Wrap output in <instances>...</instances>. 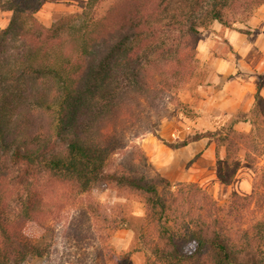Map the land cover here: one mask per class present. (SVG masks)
<instances>
[{
  "label": "trees",
  "instance_id": "obj_1",
  "mask_svg": "<svg viewBox=\"0 0 264 264\" xmlns=\"http://www.w3.org/2000/svg\"><path fill=\"white\" fill-rule=\"evenodd\" d=\"M42 6L0 0L11 12L0 28V264L49 254L34 241L54 214L48 189L66 188L77 199L101 183L143 200L140 241L151 264H264V220L244 221L253 196L234 193L223 207L196 183L174 188L150 172L144 152L128 151L125 139L161 110L162 95L192 79L202 33L215 24L245 32L237 24L249 22L264 0H87L80 13L50 27L37 17ZM260 90L242 120L167 146L206 138L224 147L219 178L230 184L241 146L254 141L235 125L258 126ZM158 126L148 123L145 132L157 136ZM262 181L264 189V173Z\"/></svg>",
  "mask_w": 264,
  "mask_h": 264
},
{
  "label": "rangeland",
  "instance_id": "obj_2",
  "mask_svg": "<svg viewBox=\"0 0 264 264\" xmlns=\"http://www.w3.org/2000/svg\"><path fill=\"white\" fill-rule=\"evenodd\" d=\"M86 3L54 23L80 13ZM260 9L246 24H237L245 32L220 24L204 31L197 45L192 79L172 94L162 95L161 110L151 113L152 119L143 117V123L130 128L125 136L128 151L144 152L150 172L167 178L174 188L179 183H196L223 207L231 203L234 193L253 196L256 205L247 212L246 224L254 217L264 220V115L256 121L258 126L250 122L235 125L240 132L252 133L254 141L241 146L240 167L236 173L228 172L233 177L230 184L219 178L220 161L226 155L224 147L218 148L206 138L178 149L167 145L180 143L189 135L221 129L233 119L249 115L259 85L264 86V11L259 14ZM10 18L11 12H1L0 27H7ZM180 102L195 113L193 119L179 110ZM156 121L157 136L145 132L144 125ZM113 159L120 163L123 155ZM66 190L60 186L48 189L54 214L46 231L40 230L34 241L47 246L49 254L33 259L31 264L152 263L140 241L146 210L139 196L105 183L77 199L69 198Z\"/></svg>",
  "mask_w": 264,
  "mask_h": 264
},
{
  "label": "crops",
  "instance_id": "obj_3",
  "mask_svg": "<svg viewBox=\"0 0 264 264\" xmlns=\"http://www.w3.org/2000/svg\"><path fill=\"white\" fill-rule=\"evenodd\" d=\"M86 2L87 0H43V6L38 12L37 17L44 25L50 27L58 17L65 13L79 10L80 4ZM260 10L259 14L264 11V6ZM1 12L3 10L0 9ZM5 27L0 28L3 29ZM260 95L264 96V86L260 90Z\"/></svg>",
  "mask_w": 264,
  "mask_h": 264
}]
</instances>
